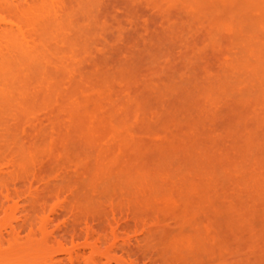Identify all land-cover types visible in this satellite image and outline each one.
<instances>
[{
  "label": "rangeland",
  "instance_id": "obj_1",
  "mask_svg": "<svg viewBox=\"0 0 264 264\" xmlns=\"http://www.w3.org/2000/svg\"><path fill=\"white\" fill-rule=\"evenodd\" d=\"M9 24L0 264H264V0H19Z\"/></svg>",
  "mask_w": 264,
  "mask_h": 264
},
{
  "label": "bare ground",
  "instance_id": "obj_2",
  "mask_svg": "<svg viewBox=\"0 0 264 264\" xmlns=\"http://www.w3.org/2000/svg\"><path fill=\"white\" fill-rule=\"evenodd\" d=\"M19 0H11V1H7V2H5V1H3V2H1L0 1V10H2L3 8H5V6H7V5H9L10 3L11 4H17V2H18ZM23 8L25 7V6H22ZM22 7H18L19 9L20 8H22ZM9 26H11V24H9V25H7V29L5 28V29H3V30H0V36H2V34H4V36H3V38L5 37V38H10L11 36H14V34L16 33V31H15V28H13L14 26L12 25V27H9ZM9 27V28H8ZM0 28L2 29V27L0 26ZM44 197V196H43ZM43 197H41L40 199L42 200V199H44ZM39 199V200H40ZM45 218V217H44ZM48 218V217H47ZM45 219V220H48V219H50V221H52V219L49 217L48 219ZM49 221V220H48ZM48 221H45V223H44V221H42L43 222V225L45 224V226L47 225L46 223L48 222ZM49 223V222H48ZM13 228V229H12ZM12 229V232H10V233H7L8 231L6 230V232H2V230L0 231V246H1V244L3 245V244H5V242L7 243V242H9V241H7V237L9 236V238L11 237V236H14V234H16V227H11L10 228V230ZM5 231V230H4ZM16 231V232H15ZM15 232V233H14ZM13 234V235H12ZM19 236V234L17 235V237ZM7 238V239H6ZM11 248V247H10ZM6 252V251H5ZM2 253H4V251H3V249H2ZM74 255H69V259L71 260L70 262V264H75L73 261H74V257H73ZM60 258H52L51 260H49L48 261V263L49 264H59V263H61L60 261L61 260H59ZM47 262V261H46ZM63 263V262H62ZM47 264V263H46Z\"/></svg>",
  "mask_w": 264,
  "mask_h": 264
}]
</instances>
